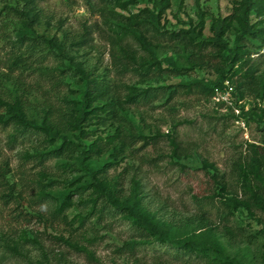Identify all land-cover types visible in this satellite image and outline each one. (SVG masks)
<instances>
[{"label":"rangeland","instance_id":"1","mask_svg":"<svg viewBox=\"0 0 264 264\" xmlns=\"http://www.w3.org/2000/svg\"><path fill=\"white\" fill-rule=\"evenodd\" d=\"M240 1L172 0L163 22L170 31L202 30L205 37H210L219 21L232 19ZM7 2L0 0V11ZM147 7L152 8L149 0L131 5L127 11L109 10L134 18L135 23L141 20L137 16ZM41 8L43 14L35 27L37 33L68 45L88 40L86 45L70 52L74 64L54 57L45 64L72 68L61 78L66 87L59 90L69 99L81 100L83 96L84 86L74 69L77 65L96 75H107L122 86L121 94L125 98L127 87H166L217 78L215 71L197 69L184 77L165 74L159 83H143L131 72L120 73L115 57L124 65L140 59L160 62L170 59L179 67H187L182 48L158 43L143 31L149 43L144 45L138 39L141 34L138 27L123 20L125 27L117 28L105 19L97 1L89 4L84 0H49ZM252 22L264 26V13L253 14ZM224 24L225 40L232 46L239 24L229 20ZM247 42L245 45H250L254 52L252 58L259 65L260 74H264V48L256 45L261 43ZM6 47L0 39V52ZM166 66L162 64V68ZM238 82L242 81L237 76L225 85L234 90ZM44 85L50 88V83ZM0 96L4 102L0 106V119H3L9 115L7 104L12 105L16 96L13 85L2 89ZM53 96L54 91L51 97L55 100ZM220 100L209 101L203 95L184 93L170 102L162 98L147 105L126 106L127 128L145 136L149 145L139 142L118 160L108 151V156L96 157L93 164L116 162L108 171L109 181L121 182L124 199L130 196L133 185L141 186L144 205L171 226L174 236L199 234L200 226L204 225L212 230L230 257L241 264H264V212L255 210L254 216L247 210L230 214L223 204L224 196L246 199L237 167L247 158L248 143L264 146V94L259 98L247 97L237 106L229 94ZM31 102L40 106L43 98L35 96ZM27 118L38 120L32 111ZM96 128L85 127L89 135L80 136L86 147L98 138L109 140L115 134L112 127L95 131ZM44 139L41 133L0 123V168L10 171L8 180L12 187L6 190V199L1 198L4 188L0 189V264H186L169 257L175 254L169 246L154 244L130 250L127 245L137 235L126 219L108 216L97 222L93 217L86 218L88 214L78 205L77 198L72 199L63 216L54 218L51 195L73 189L72 183L79 184L77 179L83 172L74 165L78 155L62 159L44 157L52 151ZM44 194L49 195L39 200Z\"/></svg>","mask_w":264,"mask_h":264},{"label":"trees","instance_id":"2","mask_svg":"<svg viewBox=\"0 0 264 264\" xmlns=\"http://www.w3.org/2000/svg\"><path fill=\"white\" fill-rule=\"evenodd\" d=\"M47 1L49 0H8L0 11V39L7 44L6 49L0 52V92L7 85H13L16 91L12 105L7 104L9 115L0 119V123H11L25 131L43 134L44 143L52 147V151L44 154V157L62 159L76 158L78 155L74 165L83 172V176L77 179L79 184L72 183L73 189H68L62 195H51L55 204L52 216H63L71 207L72 199L77 198L78 205L88 214L86 218L93 217L97 222L108 216L126 219L137 235L127 245L132 251L137 247L160 244L175 251L169 257L176 261L183 260L186 264H241L226 253L221 242L207 226H200L199 234L195 232L190 236H174L171 226L158 219L144 205L141 186L133 185L130 196L124 199L121 182L109 181L108 171L116 162L107 161L97 166L93 162L96 157L108 156V151L112 158L118 160L124 158L139 142L149 145L145 136L127 128L128 105H147L162 98L170 102L184 93L203 95L210 101L216 97L217 92H228L231 102L236 106L247 97H261L264 94V74H260L259 65L252 58L254 52L250 45L245 44L247 41H255L261 43L256 44L259 49L264 48V26L252 22L253 14L258 11L264 13V0L238 2L232 19H225L223 23L219 21L213 28L214 35L210 37H205L202 30H168L163 21L172 0H149L152 8L143 9L137 16L142 17L141 20L135 23L134 18H125L109 9L127 11L129 6L144 0H84L89 4L97 1L105 19L112 21L117 28L125 27L123 20L128 21L129 26L138 27L141 32L138 39L146 46L149 43L143 31L150 33L158 43L180 46L187 64V67H179L170 59L161 62L157 59H140L138 62L134 60L133 65H124L120 58L115 57L120 73L131 72L141 78L143 83H159L165 74L176 78L184 77L197 69L215 71L217 78L214 81L196 79L166 87H127L128 95L125 98L121 94L122 86L109 80L107 75H96L77 65L74 69L80 84L84 86L81 100L69 99L59 91L66 87L61 78L72 68L62 65L60 68H53L45 64L50 57L61 62L62 59L66 60L69 65L74 64V59L69 56L70 52L75 47L86 45L88 40L68 45L55 37L47 38L37 33L35 27L43 14L41 5ZM227 20L239 24L238 35L232 46L225 40L227 26L224 23ZM112 42L116 44L115 40ZM163 63L167 65L166 68H162ZM237 76L242 82H238L234 90H231L225 83L232 82ZM46 82L50 83V88L45 87ZM53 91L55 100L51 97ZM35 96L43 98L40 106L31 102V98ZM3 105L0 96V106ZM30 111L36 114L38 120H28ZM262 123L264 124V119ZM92 125L97 127L95 131L112 127L115 134L109 140L108 137L105 140L98 138L86 147L80 136H88L85 127ZM55 143L59 145L55 146ZM247 151V158L237 167L246 199L224 196L223 204L230 214L247 210L254 216L255 210L264 212V146L248 143ZM9 174L10 171L0 168V189L5 190L1 195L2 199L7 197L6 190L12 189ZM47 195L49 194L42 195L39 200L46 199ZM262 234L264 237V229Z\"/></svg>","mask_w":264,"mask_h":264},{"label":"built area","instance_id":"3","mask_svg":"<svg viewBox=\"0 0 264 264\" xmlns=\"http://www.w3.org/2000/svg\"><path fill=\"white\" fill-rule=\"evenodd\" d=\"M225 94H229V93L227 92V93H225ZM225 94H222V93H220V92H217L215 98H216V99H219V102H220V101H221L220 98H222V96L225 95Z\"/></svg>","mask_w":264,"mask_h":264}]
</instances>
